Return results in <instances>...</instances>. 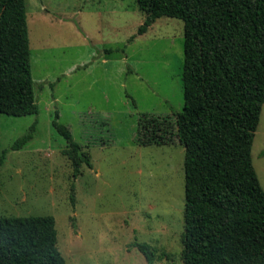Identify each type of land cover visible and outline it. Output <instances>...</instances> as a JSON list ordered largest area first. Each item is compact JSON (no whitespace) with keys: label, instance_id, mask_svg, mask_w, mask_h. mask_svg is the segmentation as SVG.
Instances as JSON below:
<instances>
[{"label":"rangeland","instance_id":"obj_1","mask_svg":"<svg viewBox=\"0 0 264 264\" xmlns=\"http://www.w3.org/2000/svg\"><path fill=\"white\" fill-rule=\"evenodd\" d=\"M26 11L39 113L0 114L1 215L54 216L67 264H147L136 241L155 264H183L184 146L137 143L142 114L183 110V20L163 16L139 34L137 0H26ZM56 115L91 159L76 179ZM252 159L264 189V106Z\"/></svg>","mask_w":264,"mask_h":264},{"label":"trees","instance_id":"obj_2","mask_svg":"<svg viewBox=\"0 0 264 264\" xmlns=\"http://www.w3.org/2000/svg\"><path fill=\"white\" fill-rule=\"evenodd\" d=\"M146 14L139 34L160 17L184 22V107L173 116L144 113L137 143L184 146L183 264H264V189L252 148L264 106V0H137ZM26 0H0V114L37 115ZM63 154L92 167L66 125ZM37 122L11 150L34 138ZM8 150L0 147V172ZM1 187V177H0ZM75 206V184L71 187ZM1 200V192H0ZM133 246L155 264L148 243ZM170 257L169 255H167ZM0 264H67L54 216L0 213Z\"/></svg>","mask_w":264,"mask_h":264}]
</instances>
